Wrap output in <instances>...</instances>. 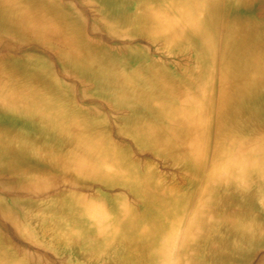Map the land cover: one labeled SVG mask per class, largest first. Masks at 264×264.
Masks as SVG:
<instances>
[{
  "label": "bare ground",
  "instance_id": "6f19581e",
  "mask_svg": "<svg viewBox=\"0 0 264 264\" xmlns=\"http://www.w3.org/2000/svg\"><path fill=\"white\" fill-rule=\"evenodd\" d=\"M124 3L133 33L178 48L190 71L165 81L119 69L113 48L91 51L74 4L0 0V264L58 263L20 238L109 264H264V125L253 120L264 116V0ZM89 97L116 110L115 128ZM57 171L67 176L44 177ZM90 182L108 190L90 194ZM49 189L63 197L51 219L29 197Z\"/></svg>",
  "mask_w": 264,
  "mask_h": 264
},
{
  "label": "rangeland",
  "instance_id": "374dc122",
  "mask_svg": "<svg viewBox=\"0 0 264 264\" xmlns=\"http://www.w3.org/2000/svg\"><path fill=\"white\" fill-rule=\"evenodd\" d=\"M64 1L74 4L77 10L82 14L84 20V31L91 42H93V44L90 45V47L92 48L91 51L94 50L95 53H100L99 50L102 47L113 48L114 51H111L113 52V55L111 56L114 57V62L117 64V67L119 69H124L126 71L137 70L142 71L145 74L149 69H151L150 71L152 72V74L158 76L161 79H164L165 81H169L171 79L176 80L177 77H180V73L191 70L190 66L192 60L180 53L178 51V48L170 49L162 42H159L158 44H152L149 40H147L146 37L138 35L136 32L133 33L134 25L131 20L135 11L134 3H124L126 0ZM69 10L71 11V9ZM130 46H132L133 48H130L128 50V47ZM192 46V48L195 47L194 44H192ZM189 47L191 46L189 45ZM100 54L103 55L102 50ZM54 64L59 77L74 84V87L77 90H74L75 95L78 98H81V101L82 97H80V94L82 93V85L80 84V82L76 78L73 79V76L71 74L69 75V73H63L61 67L57 65V62H55ZM263 98L264 96L259 100L260 103L262 102L261 104H263L264 102V100H262ZM88 101H95V103L97 102V104L102 105L100 109L101 111L103 110V113L98 115V120L99 118L102 119L106 117L108 120V126H112L113 128H115L118 125L116 123V118L119 114L116 113V110L111 109V106H109V104L105 100H99L95 99L94 97H89ZM262 110L263 108L259 107L256 112L253 111V117L255 118H253V120L259 126L264 125V116L262 114ZM251 118L252 117L248 115V119H241V123L245 124ZM105 130L110 133L108 127ZM112 135L113 139L115 140H129V138L124 134L121 135V138L116 136L115 133H112ZM135 151L137 157H143L144 154L140 153L136 149V147ZM158 167L159 170L163 171H171L172 169H174L172 166L168 164L164 165L161 162H159ZM64 176H67L66 172L57 171L50 172L44 177L50 179L54 177L60 178ZM90 185H92V187H90L89 189L90 194H94L98 190H103L104 192L108 190V188H106L101 183L93 184L90 182ZM54 189H49L38 195H29L30 198H37L44 201V203L42 204V208L44 207V215L47 216L48 219H51L53 214L52 211H49L48 208L53 206L54 204L56 205L57 203H60L63 198H56L54 195L59 191V189ZM46 209L48 210L47 212ZM56 209V212L60 214L62 211L60 210V207L56 206ZM39 210V208L38 210L34 209V212L32 211V213L38 212ZM17 215L23 220V214L20 211H17ZM29 222L34 237L42 240L44 238L43 234L45 233V231L42 230L41 223L35 220H31ZM46 239L47 240L44 241L46 244L38 246L36 244H33L34 241L26 240L24 238H20L19 240L15 239V241H13L20 249H28L30 251H36L38 253L44 254L45 256H49L51 259L56 260L58 262L57 264H68L69 261H71L69 262V264H109L110 262V260H108L106 256L99 254L95 258H92V256L87 257V253L79 248V246H67L60 241H56L52 246H50V244H48L47 242L49 241V238ZM261 252L264 253V250H261ZM249 262L250 261H248V263Z\"/></svg>",
  "mask_w": 264,
  "mask_h": 264
}]
</instances>
